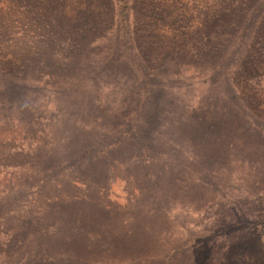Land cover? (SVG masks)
Segmentation results:
<instances>
[{
	"label": "rangeland",
	"instance_id": "1",
	"mask_svg": "<svg viewBox=\"0 0 264 264\" xmlns=\"http://www.w3.org/2000/svg\"><path fill=\"white\" fill-rule=\"evenodd\" d=\"M65 1L0 0V264H264V0L152 67Z\"/></svg>",
	"mask_w": 264,
	"mask_h": 264
},
{
	"label": "trees",
	"instance_id": "2",
	"mask_svg": "<svg viewBox=\"0 0 264 264\" xmlns=\"http://www.w3.org/2000/svg\"><path fill=\"white\" fill-rule=\"evenodd\" d=\"M114 1L122 20L131 10L135 47L143 60L154 66L168 58L191 59L203 53L211 21L222 16L226 6L243 7L254 0H132L131 6L127 0H66L61 17L68 25L77 23L88 31H102L114 21ZM1 58L9 66L7 73L13 75L19 59L12 55ZM260 63L264 65V61ZM261 69L264 74V67Z\"/></svg>",
	"mask_w": 264,
	"mask_h": 264
},
{
	"label": "crops",
	"instance_id": "3",
	"mask_svg": "<svg viewBox=\"0 0 264 264\" xmlns=\"http://www.w3.org/2000/svg\"><path fill=\"white\" fill-rule=\"evenodd\" d=\"M3 226V224L2 223H0V227H2Z\"/></svg>",
	"mask_w": 264,
	"mask_h": 264
}]
</instances>
